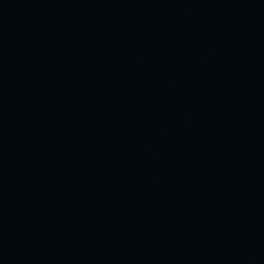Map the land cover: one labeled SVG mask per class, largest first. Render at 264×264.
<instances>
[{
  "label": "water",
  "instance_id": "water-1",
  "mask_svg": "<svg viewBox=\"0 0 264 264\" xmlns=\"http://www.w3.org/2000/svg\"><path fill=\"white\" fill-rule=\"evenodd\" d=\"M0 264H264V0H0Z\"/></svg>",
  "mask_w": 264,
  "mask_h": 264
}]
</instances>
